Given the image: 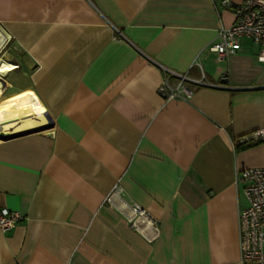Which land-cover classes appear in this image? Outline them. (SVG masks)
Instances as JSON below:
<instances>
[{
    "label": "crops",
    "instance_id": "obj_1",
    "mask_svg": "<svg viewBox=\"0 0 264 264\" xmlns=\"http://www.w3.org/2000/svg\"><path fill=\"white\" fill-rule=\"evenodd\" d=\"M234 19L222 0H0V208L24 216L0 264H240L264 61L248 38L209 49ZM170 72L188 97L162 94Z\"/></svg>",
    "mask_w": 264,
    "mask_h": 264
},
{
    "label": "built area",
    "instance_id": "obj_2",
    "mask_svg": "<svg viewBox=\"0 0 264 264\" xmlns=\"http://www.w3.org/2000/svg\"><path fill=\"white\" fill-rule=\"evenodd\" d=\"M224 6L233 9L234 22L227 27H221L217 38L209 49L221 59L240 48V39L248 38L259 45L258 59L264 61V0H242L234 3L222 0ZM170 75H178L180 80L176 87L168 81ZM185 76L170 72L162 82L161 92L168 98L175 96L188 97L191 90L184 84ZM167 90L168 93H167ZM264 141V127L258 128L250 134L243 135L242 141ZM237 179L242 183L247 205L238 210V239L240 264H264V167H250L241 169ZM121 191L115 185L112 193ZM129 220L132 224H150L146 210L139 204L130 205ZM24 216L20 211L0 208V228L6 231L13 228Z\"/></svg>",
    "mask_w": 264,
    "mask_h": 264
},
{
    "label": "bare ground",
    "instance_id": "obj_3",
    "mask_svg": "<svg viewBox=\"0 0 264 264\" xmlns=\"http://www.w3.org/2000/svg\"><path fill=\"white\" fill-rule=\"evenodd\" d=\"M1 34H2V30L0 29V45H1ZM11 66H12V62L0 57V76H5L9 71V69L11 68Z\"/></svg>",
    "mask_w": 264,
    "mask_h": 264
},
{
    "label": "rangeland",
    "instance_id": "obj_4",
    "mask_svg": "<svg viewBox=\"0 0 264 264\" xmlns=\"http://www.w3.org/2000/svg\"><path fill=\"white\" fill-rule=\"evenodd\" d=\"M2 42V41H1ZM2 44V43H1ZM1 54V53H0ZM19 55H21L20 54V52L19 51H17V56H19ZM0 57H2L1 55H0ZM3 58V57H2ZM3 59H5V58H3ZM7 60V59H6ZM9 61V60H8ZM246 205H247V203H246ZM245 206V205H244Z\"/></svg>",
    "mask_w": 264,
    "mask_h": 264
},
{
    "label": "water",
    "instance_id": "obj_5",
    "mask_svg": "<svg viewBox=\"0 0 264 264\" xmlns=\"http://www.w3.org/2000/svg\"><path fill=\"white\" fill-rule=\"evenodd\" d=\"M12 135H14V134H11V135L4 136L3 138H6V137H8V136H12ZM3 138H2V139H3Z\"/></svg>",
    "mask_w": 264,
    "mask_h": 264
}]
</instances>
